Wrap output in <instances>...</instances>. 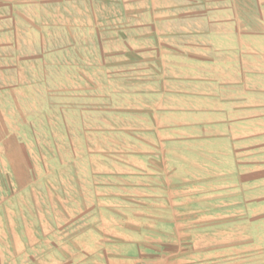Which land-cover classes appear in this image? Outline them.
Instances as JSON below:
<instances>
[{"label": "rangeland", "instance_id": "obj_1", "mask_svg": "<svg viewBox=\"0 0 264 264\" xmlns=\"http://www.w3.org/2000/svg\"><path fill=\"white\" fill-rule=\"evenodd\" d=\"M194 4L25 5L0 37V264H96L122 239L144 264H264V38L253 59Z\"/></svg>", "mask_w": 264, "mask_h": 264}, {"label": "crops", "instance_id": "obj_2", "mask_svg": "<svg viewBox=\"0 0 264 264\" xmlns=\"http://www.w3.org/2000/svg\"><path fill=\"white\" fill-rule=\"evenodd\" d=\"M68 0H0V37H6L7 39L12 40L14 33L17 31V19L21 15V10L24 9L25 5L33 6L35 8H45L50 9L52 3H66ZM71 1V0H70ZM81 1L86 3L87 1L106 3V5L118 7V12L120 11L121 16L125 14V11L131 7V5H145L147 2H152L153 0H73ZM157 1V0H155ZM194 5L200 6L203 8L202 15L206 16L209 12L219 11V14H224V16L234 19L235 27L232 26V29L226 30V33H230L235 36L236 34H249L251 39L250 51L251 55L256 57L258 55L259 48L254 47V41L258 42L259 39L264 38V0H191ZM213 1H218L219 3L225 2V8H217L216 10H211L210 3ZM233 3V4H230ZM239 3H248L245 5V10H249L250 26L245 32L240 31L239 26L236 24L239 17H242L238 13V9H243L240 7ZM36 9V10H37ZM109 9V8H108ZM25 10V9H24ZM23 10V11H24ZM110 10V9H109ZM35 11V10H34ZM33 13V12H31ZM240 21V20H239ZM14 23V26H13ZM262 25L261 28L259 26ZM9 37V38H8ZM236 37V36H235ZM237 38V37H236ZM232 40V39H231ZM238 40V38H237ZM2 42L3 39H0ZM236 41V40H235ZM232 45H221V50H227ZM214 48V49H218ZM210 49V48H209ZM251 65L254 66V61H251ZM251 73H254L253 67H251ZM254 89V85L252 86ZM253 91V90H252ZM254 104V103H253ZM257 105V103H255ZM14 238V237H13ZM12 240V238H11ZM14 243L17 244L14 239ZM117 244V245H116ZM117 247V248H116ZM154 252L150 247L144 248L141 251L139 245L133 244L126 240H120L117 242L108 241L106 244L105 250L99 254V259L96 264H144L143 260L147 257L145 252ZM157 256V257H156ZM156 256L148 257L150 258L149 264H174L175 262L179 264H185V260L180 258L178 255L168 256L167 254H159ZM176 263V264H177Z\"/></svg>", "mask_w": 264, "mask_h": 264}]
</instances>
